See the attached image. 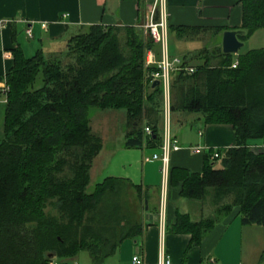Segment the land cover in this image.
<instances>
[{"label": "trees", "instance_id": "16d2710c", "mask_svg": "<svg viewBox=\"0 0 264 264\" xmlns=\"http://www.w3.org/2000/svg\"><path fill=\"white\" fill-rule=\"evenodd\" d=\"M240 4L245 41L264 29V0ZM154 47L147 30L93 25L49 57L12 51L0 138V264H49L80 252L99 264L140 233L139 217L120 197L129 186L141 202L139 189L111 176L90 183L102 147L90 110L123 109L124 146L160 148L162 87H152L157 68L145 62ZM199 57L194 73L170 74L169 122L174 113H195L206 124H228L234 145L217 158L204 150L199 172L169 167L168 184H180V197L214 207L198 221L176 212L171 231L188 233L190 245L234 209L242 224L264 225V151L253 147L264 139V46L239 54L235 68L220 49Z\"/></svg>", "mask_w": 264, "mask_h": 264}, {"label": "crops", "instance_id": "0c3cea01", "mask_svg": "<svg viewBox=\"0 0 264 264\" xmlns=\"http://www.w3.org/2000/svg\"><path fill=\"white\" fill-rule=\"evenodd\" d=\"M152 1L0 0V138L6 106L5 74L13 66L14 49H21L28 58L36 53L49 57L63 52L70 38L93 25L145 30ZM167 14L168 55L186 58L192 67L201 63L202 51H221L224 31H243L240 0H167ZM240 42L243 47L238 55L263 47L264 29ZM238 55H232L233 62ZM151 57L160 59L156 44L146 59ZM113 110L116 109H103L104 112L97 114L101 121L95 129L91 126L101 136L102 147L93 160L90 183L93 178H122L139 189L144 208L139 214L140 233L124 239L99 264H128L133 255H138L143 264H157L167 258L170 264H264V225L242 224L235 209L219 219L199 244L190 245L188 233L171 231L176 212L198 221L210 216L213 210H204L199 202L180 197L179 183L170 182L163 197L160 163L152 158L153 153H160V148H126L125 113ZM91 118L90 115V125ZM168 128L179 146L169 155L172 168L199 172L204 164L203 148L222 150L234 145L230 125L206 124L199 114L174 113ZM193 147L198 150L194 151ZM253 147L264 151V139ZM49 264L97 263L87 252H80L72 258L53 257Z\"/></svg>", "mask_w": 264, "mask_h": 264}, {"label": "built area", "instance_id": "2783aa9c", "mask_svg": "<svg viewBox=\"0 0 264 264\" xmlns=\"http://www.w3.org/2000/svg\"><path fill=\"white\" fill-rule=\"evenodd\" d=\"M155 12L158 13V21L153 22ZM149 23L144 26L145 30L153 41L154 44L158 45L160 51V59L154 60L153 57L146 59L147 65H155L157 68L156 72L149 73L150 82L158 80L163 90L164 101L169 103V89H170V74L171 73H183L190 75L194 73V68L183 65L180 58L170 57L168 55V39H167V0H153L148 7ZM237 62H234L231 67L235 68ZM3 90L6 92L8 86L5 85ZM166 114V113H165ZM163 139L160 146V153H153L152 158L156 159L160 163V185L162 192H165L168 186L169 178V167H170V152L177 150L179 146L176 141L173 140L169 133L168 120L164 121ZM147 134L151 133L149 127L144 128ZM194 151L198 150V147L192 148ZM207 151V148H203ZM219 152L212 150L211 158H217ZM164 199V198H163ZM128 264H143L141 258L138 255H133ZM157 264H170L169 258L164 261H160Z\"/></svg>", "mask_w": 264, "mask_h": 264}, {"label": "rangeland", "instance_id": "374dc122", "mask_svg": "<svg viewBox=\"0 0 264 264\" xmlns=\"http://www.w3.org/2000/svg\"><path fill=\"white\" fill-rule=\"evenodd\" d=\"M167 38H168V34H167ZM247 45H246V47H247ZM244 50H245V48L242 51H244ZM162 94H163V90H162ZM169 95H170V89H169ZM163 103H164L163 104V106H164V110H163V112H164L163 123H164L165 120H168L169 119V114H168L169 113V106H168V108H166L167 107V104L164 101V97H163ZM118 111H119L120 114L123 113V112L125 113V111L123 109L122 110H113L112 112H114V113L116 112L117 113ZM100 112H104V111L103 110H100V109H91L90 110V115L92 116V118H91L92 119L91 126L93 127V129H95L94 126L97 125L98 121L99 122L101 121V119L97 117V114H100ZM117 133H118V131H116V134L113 135L114 136V139L117 137ZM99 180H100V178H98V179L93 178L91 184H93V183H95V182H97ZM136 192L137 191H135L133 188H131L129 186L128 187L126 186V188H124L122 190V194L120 196L122 199H124V203H125L124 204V208H125V211H127L129 213H132L133 214L132 215L133 218H138L140 212L142 211V204H141L140 201L137 200V198H136ZM165 192H162L163 197L165 196ZM207 200H209V199L207 198ZM200 206L204 210L205 209L213 210V208H214L213 206L210 205V202H208V201L203 202L202 205L200 204Z\"/></svg>", "mask_w": 264, "mask_h": 264}, {"label": "water", "instance_id": "95a60500", "mask_svg": "<svg viewBox=\"0 0 264 264\" xmlns=\"http://www.w3.org/2000/svg\"><path fill=\"white\" fill-rule=\"evenodd\" d=\"M158 21V13L155 12L153 22ZM245 35L244 31H224L221 39V52L224 55H238V51L243 47V43L238 40V37ZM159 86V81L154 80L152 87ZM146 203V202H145Z\"/></svg>", "mask_w": 264, "mask_h": 264}]
</instances>
